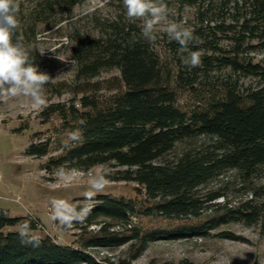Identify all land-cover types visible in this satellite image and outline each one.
<instances>
[{
    "label": "trees",
    "instance_id": "1",
    "mask_svg": "<svg viewBox=\"0 0 264 264\" xmlns=\"http://www.w3.org/2000/svg\"><path fill=\"white\" fill-rule=\"evenodd\" d=\"M181 3L195 8V23L189 28L199 42L190 47L202 52L200 67L186 66L181 60L180 46L168 38L165 46L176 68L171 71L162 65L152 43L141 38V29L121 20L105 22L97 38L76 44L73 55L77 79L117 69L122 86L102 105L81 98V109L51 104L42 111L45 117L58 114L65 124L75 125L83 132V141L63 156L50 159L45 170L49 166L87 170L113 163L125 169L108 177L109 180L143 186L146 198L158 201L154 209L159 215L198 218L203 196H207L205 201L224 197L219 192L201 195L206 185L226 171L250 180L264 166V58L255 61L252 55L264 51V0H181ZM226 69L230 75L215 90L206 85L212 94L204 109L186 112L176 107L171 81L196 90L204 84L203 79H211L212 74ZM231 76L254 78L257 86L240 93L228 81ZM199 136L211 138L210 143L175 160L165 159L176 142ZM25 154L45 156L47 147L31 143ZM96 201L86 223L99 218L116 219L121 225L129 223L131 202L103 196ZM217 207L224 217L205 225L206 230L227 222L224 218L253 224L264 215V200L255 197L234 209L225 204ZM24 219L11 217L7 209L0 208V264H108L96 260L85 249L57 244L47 236L42 237L39 247H33L23 243L17 231L3 232ZM115 226L119 225L102 222L98 236L82 245L83 248L125 243L127 239L111 237L115 236L112 230ZM31 227L36 229L34 221ZM190 231H156L143 236L134 234L131 238L139 239L140 254L150 241L189 236ZM220 234L233 238L228 233ZM176 264L193 263L181 260Z\"/></svg>",
    "mask_w": 264,
    "mask_h": 264
},
{
    "label": "rangeland",
    "instance_id": "2",
    "mask_svg": "<svg viewBox=\"0 0 264 264\" xmlns=\"http://www.w3.org/2000/svg\"><path fill=\"white\" fill-rule=\"evenodd\" d=\"M164 2L171 13L169 19L187 27L195 23L194 7L183 5L181 0ZM19 6V33L23 36L30 58L40 71L48 73L54 80L46 85L45 107L35 106L30 99L24 97L10 99L7 103L0 102V208L7 209L11 217H24L34 221V231L41 237L47 236L57 244L74 249H85L96 260H104L108 264H176L181 260H188L193 264H264V215L253 224L224 218L227 222L217 228H204L218 217H224L217 210V204H225L234 209L254 197L258 201L264 200V166L250 180H243L234 171H226L206 185L201 190V195L219 192L224 197L205 201L207 196H203L198 218L163 217L154 209L158 201L148 200L143 186L135 182L111 181L97 197L131 202L133 212H129L130 227L122 226L116 219L99 218L92 223L85 221L77 224L72 230H63L49 219L51 198H64L73 202L82 200L90 174L102 172L107 177H113L125 169L114 166L113 163L96 165L87 170L62 167L78 173L65 186L56 175L60 168H45L50 159L63 156L76 144L70 143L65 147L63 141L67 132L77 127L65 124L58 114L45 117L41 113L51 104L64 108L74 105L81 109V98L93 99L102 105L119 92L122 83L117 69L77 79L73 49L79 41L97 38L100 26L105 22H133L126 18L122 0H19ZM88 8L94 11L87 12ZM134 24L141 29L140 21ZM167 39V35L160 31L152 45L162 65L176 71L172 55L165 46ZM252 55L255 61H259L264 58V51H255ZM228 75L227 69L212 74L211 79H203L204 84L197 86L196 90L171 81L170 87L176 92V107L186 112L204 109V104L212 94V91L206 90V85L215 90ZM228 81L240 93L257 86L254 78L231 76ZM210 141L211 138L203 136L183 139L176 142L165 159L175 160L185 152L201 149ZM31 143L46 145L47 154L41 157L26 155L25 150ZM101 221L119 225V228L114 229L115 236L109 234L108 237L127 241L118 246L83 248L82 245L98 236ZM195 228L200 229L194 230ZM183 229H191V234L150 241L140 254L139 239L131 238L134 234L143 236L156 231L178 233ZM7 231H16V226L3 229V232ZM222 232L233 238L221 237Z\"/></svg>",
    "mask_w": 264,
    "mask_h": 264
},
{
    "label": "clouds",
    "instance_id": "3",
    "mask_svg": "<svg viewBox=\"0 0 264 264\" xmlns=\"http://www.w3.org/2000/svg\"><path fill=\"white\" fill-rule=\"evenodd\" d=\"M122 4L130 22H141L143 40L153 43L157 40L158 32L162 31L180 46L183 53L181 60L186 66H201L202 52L190 47L199 42V37L189 27L169 19L171 13L164 0H122ZM19 7V0H0V102L7 103L10 99L24 97L30 99L35 106L45 107L46 85L54 79L48 73L40 71L30 58L23 36L17 35L20 28ZM86 11L91 12L94 9L88 8ZM57 59L62 61L58 57ZM80 123L83 124V121ZM82 141L83 132L77 128L67 132L63 143L68 147L70 143ZM56 175L67 186L78 173L60 168ZM110 183L105 173L90 174L82 200L73 202L64 198L50 199L49 219L63 230H72L75 225L83 224L96 206V197ZM31 223L30 219L22 220L16 226V231L23 243L39 247L42 237L32 229Z\"/></svg>",
    "mask_w": 264,
    "mask_h": 264
},
{
    "label": "built area",
    "instance_id": "4",
    "mask_svg": "<svg viewBox=\"0 0 264 264\" xmlns=\"http://www.w3.org/2000/svg\"><path fill=\"white\" fill-rule=\"evenodd\" d=\"M122 226H125V227H130V222L127 223L126 225H122ZM115 228H119V226H116V227H113L112 229L114 230ZM116 230V229H115Z\"/></svg>",
    "mask_w": 264,
    "mask_h": 264
}]
</instances>
